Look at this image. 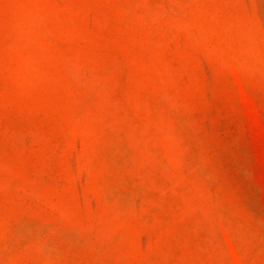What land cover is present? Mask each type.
Here are the masks:
<instances>
[{"label":"rangeland","instance_id":"1","mask_svg":"<svg viewBox=\"0 0 264 264\" xmlns=\"http://www.w3.org/2000/svg\"><path fill=\"white\" fill-rule=\"evenodd\" d=\"M0 264H264V0H0Z\"/></svg>","mask_w":264,"mask_h":264}]
</instances>
